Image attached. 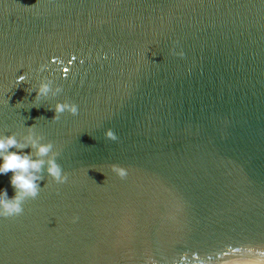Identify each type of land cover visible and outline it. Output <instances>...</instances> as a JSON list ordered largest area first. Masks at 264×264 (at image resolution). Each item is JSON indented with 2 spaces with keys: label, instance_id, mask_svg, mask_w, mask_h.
I'll use <instances>...</instances> for the list:
<instances>
[{
  "label": "water",
  "instance_id": "water-1",
  "mask_svg": "<svg viewBox=\"0 0 264 264\" xmlns=\"http://www.w3.org/2000/svg\"><path fill=\"white\" fill-rule=\"evenodd\" d=\"M41 82L53 92L34 106ZM64 101L78 114L53 120ZM32 126L68 180L43 172L23 214L0 219V264L264 248V0H0V135L23 143Z\"/></svg>",
  "mask_w": 264,
  "mask_h": 264
},
{
  "label": "clouds",
  "instance_id": "clouds-1",
  "mask_svg": "<svg viewBox=\"0 0 264 264\" xmlns=\"http://www.w3.org/2000/svg\"><path fill=\"white\" fill-rule=\"evenodd\" d=\"M176 54L183 56L182 51ZM44 70V66H41L40 71ZM66 72L67 69H65ZM26 79L27 76L25 74L20 75L16 80L17 85L25 82ZM61 90L58 87L55 91L59 93ZM28 91L36 92L34 101V106H36V102L46 99L52 94L53 89L49 83L41 82L38 87ZM50 110L55 112L53 120H58L60 115L65 112L76 116L79 111L77 104L68 101L57 102ZM104 135L112 141L118 139L110 128L105 131ZM42 139V136L35 133L33 126L28 128V134L23 138V143L17 139L16 135H0V175L12 173L10 184L15 192L14 196L9 197L7 188L0 189V219H8L23 214L24 202L28 199H35L39 195L41 189L39 182L44 178L43 172L46 171L47 176L57 184L67 182L68 175L63 172L61 166L56 162L59 152L53 151V143H42ZM29 147L34 150L35 159L33 158V152L24 153L21 151ZM13 148L18 149V151H10ZM50 153L51 156L49 155ZM44 157H48V159L45 160L43 159ZM45 164L47 165L46 169ZM112 168L121 178L126 177L128 174L125 168L117 165H113ZM76 219V217H73V222ZM240 251L239 249L234 250L232 255L235 256ZM227 255L229 254L225 253V256ZM223 264H264V248L246 249L240 257L224 260Z\"/></svg>",
  "mask_w": 264,
  "mask_h": 264
}]
</instances>
